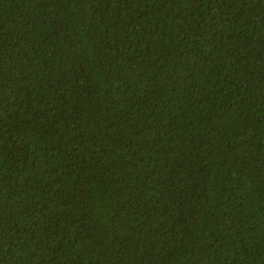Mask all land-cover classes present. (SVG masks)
Wrapping results in <instances>:
<instances>
[{"label": "trees", "instance_id": "16d2710c", "mask_svg": "<svg viewBox=\"0 0 264 264\" xmlns=\"http://www.w3.org/2000/svg\"><path fill=\"white\" fill-rule=\"evenodd\" d=\"M0 264H264V0H0Z\"/></svg>", "mask_w": 264, "mask_h": 264}]
</instances>
